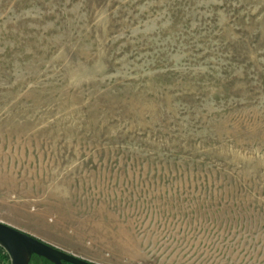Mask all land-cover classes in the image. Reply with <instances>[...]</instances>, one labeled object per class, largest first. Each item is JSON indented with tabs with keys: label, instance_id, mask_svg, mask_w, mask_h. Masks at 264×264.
I'll use <instances>...</instances> for the list:
<instances>
[{
	"label": "rangeland",
	"instance_id": "rangeland-1",
	"mask_svg": "<svg viewBox=\"0 0 264 264\" xmlns=\"http://www.w3.org/2000/svg\"><path fill=\"white\" fill-rule=\"evenodd\" d=\"M0 223L90 264H264V0H0Z\"/></svg>",
	"mask_w": 264,
	"mask_h": 264
},
{
	"label": "water",
	"instance_id": "water-1",
	"mask_svg": "<svg viewBox=\"0 0 264 264\" xmlns=\"http://www.w3.org/2000/svg\"><path fill=\"white\" fill-rule=\"evenodd\" d=\"M0 247L8 253L12 264H30L34 256L43 258L52 264H90L3 223H0Z\"/></svg>",
	"mask_w": 264,
	"mask_h": 264
},
{
	"label": "trees",
	"instance_id": "trees-1",
	"mask_svg": "<svg viewBox=\"0 0 264 264\" xmlns=\"http://www.w3.org/2000/svg\"><path fill=\"white\" fill-rule=\"evenodd\" d=\"M35 262L36 264H51L50 262H48L47 260L43 259V258H39L34 256L31 260V264Z\"/></svg>",
	"mask_w": 264,
	"mask_h": 264
}]
</instances>
